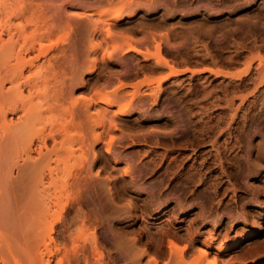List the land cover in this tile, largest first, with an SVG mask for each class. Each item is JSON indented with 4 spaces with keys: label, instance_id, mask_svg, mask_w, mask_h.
I'll list each match as a JSON object with an SVG mask.
<instances>
[{
    "label": "rangeland",
    "instance_id": "1",
    "mask_svg": "<svg viewBox=\"0 0 264 264\" xmlns=\"http://www.w3.org/2000/svg\"><path fill=\"white\" fill-rule=\"evenodd\" d=\"M0 32L41 70L7 122L28 106L55 138L47 194L68 203L33 220L12 191L0 264H264V0H0ZM120 83L113 129L86 100Z\"/></svg>",
    "mask_w": 264,
    "mask_h": 264
},
{
    "label": "bare ground",
    "instance_id": "2",
    "mask_svg": "<svg viewBox=\"0 0 264 264\" xmlns=\"http://www.w3.org/2000/svg\"><path fill=\"white\" fill-rule=\"evenodd\" d=\"M98 11L100 12V10H98ZM103 11L104 10H102V12ZM120 11H117L116 13H114L115 16H111V18L114 17V20L116 22L119 19L121 20V17L118 15V14H120ZM102 12H100L99 14L96 12L95 13L98 16ZM106 12H107V14H109V17H110L111 14L109 13V11H106ZM96 14H94V15H96ZM103 14H105V12H103ZM112 15H113V13H112ZM109 17H105V19H107ZM103 18H102L103 23H101V24L104 25V23H106L105 22L106 20H104ZM107 20H109V19H107ZM98 22H101V21L98 20ZM198 27H199V25H198ZM220 27H222V26H220ZM109 33H110V30H109ZM194 33H196V32H194ZM4 40L5 39L2 37V34L0 32V41H1V44H0V120H1V125H0V243L8 242V238H9V234L6 232L5 229H3L4 228L3 224L6 223L5 222L6 218L4 217V215L7 212H9L10 209H12L11 206L13 203L10 200L11 199L10 194L12 193V191L16 190L17 192L20 193V196L23 197V198L19 197L18 196L19 194L16 192V194H18L17 196L19 199L16 197V204L17 205H15V206H17V208L20 207L21 209H24V207L30 209V213H32V215H33L32 216L33 220L34 219L36 220V218H38V216H37L38 213H40V212L42 213V211H43V213H42L43 219H45V220L50 219L51 220L53 216L55 217V215H53V213H52V216H49V213L51 211H53L52 209L54 208V206L57 207L58 205H60V207L58 206L59 208H62V207L65 208V206H66L65 204H68V203H66L67 201L65 200V198L63 196L60 197L61 195L59 196V194L57 196H59L60 198H63L66 201L65 204H63V205L61 204L64 201L63 199L58 198L56 195H55L56 198L52 199V197H50L51 194H47V190H49L50 188L48 186H46L45 180L48 179L47 185L50 186V185H54V184L57 185L58 184L57 182L59 179L58 177H56L54 175L53 169H50L49 174L46 175V173H45V167L50 166L51 159H52L53 155L59 153V149L57 148L58 143L55 142L56 141L55 138L49 134H44L43 132H40V133L38 131L37 132H33V131L31 132L30 131L29 132V130H31V128L28 129V127H30L29 125H31L33 123V121L31 119L32 113H31L30 109H27L28 106L25 107L26 109L23 108L25 119L24 118L20 119L18 122L11 123V124H8V122H7L8 111H14L15 112V111L19 110L17 102H19V101L21 102L20 98L21 97L23 98L25 96L23 86L26 85L29 88L33 89L34 86H36L37 80L39 78H41V70L39 69V70L31 71L33 74H29L30 76H28V77L25 76L24 70H26L25 69L26 66L31 67L30 66L32 64L31 60H26L25 56L22 54V51H20V49L16 51V49L14 48L15 46H14V44H12V42H8L9 40L7 42H5ZM12 41H13V37H12ZM127 46L129 47V49L131 51H134L135 53L136 52L137 53H143L144 52L143 50H142L143 51L142 52L139 48L137 49V47H134L130 44H128ZM119 47H121V46H119ZM157 48H158V62L170 66L168 61L166 60V58H164L162 55V45L158 43ZM116 55H117V53H116ZM94 69H95V64H92L90 66V70L92 71ZM181 72L182 71L176 70L173 66H171V72L166 77L178 75V73H181ZM32 78L35 81H32ZM30 81H32V82H30ZM75 81L76 80L72 81L73 86H77V85H79V83L82 84V86L85 85V82L83 80H80L79 83H77L78 81H76V82ZM6 82L9 83L8 87H6V85H5ZM127 87L128 86L126 83H120L119 88L115 89L111 93L95 94L94 97H92V99L86 100L87 102H86L85 112H87V113L90 112L91 106L93 103L101 102L105 105V106L101 107V110H103V113L105 112L104 114H107L106 116L109 117L108 119H110V117H111V120H109L110 121L109 125L111 127H113V129L117 128L118 126L116 125L117 123H116L115 118L119 117L120 114L122 116L128 115L130 112L129 108L131 107L130 106L131 103L127 102L123 105H120L119 111L114 112V113L112 112V114H111V110L109 107H111V109H112V107H114L116 105V102L119 100V98L126 97ZM32 89H30V90L33 91ZM141 94H143V93H141ZM138 95H137V93L131 95V97H130L131 100H134V98H138ZM143 95H141V96H143ZM141 96L139 97L140 100H141ZM148 96L153 97V95L152 96L148 95ZM17 100H19V101H17ZM142 100H145V99H143V97H142ZM26 102H27V99H26ZM106 116H104V119L107 118ZM86 119H87V117H86ZM104 121H103V123H104ZM102 127H104V124H102ZM204 128H205V126H204ZM207 129H208V127H207ZM107 131H109V130H107ZM228 133H230V132H228ZM101 138H103V136L101 137V135L95 134L94 135V139H95L94 142L99 143L102 140ZM49 139H52V141H54V144L51 148H48L49 146L46 145L47 141ZM114 139H115L114 136H110V140H108L109 141L107 143L108 152L109 151L112 152V149H115L114 146H112V144H115ZM35 140H40V141L42 140L43 146L38 147L39 149H35L34 148ZM57 156H56V158H57ZM224 156L226 157V155H224ZM263 156H264V154H263ZM223 159H224V157H223ZM262 160H264V159H262ZM258 161H260V160H258ZM116 162H118V161L116 160ZM260 166H262V165H260ZM127 171H129V170H127ZM94 186H96V185H94ZM83 187H85V186H83ZM96 187L98 188V186H96ZM90 192H92V190ZM58 199H60V200H58ZM67 200H68V198H67ZM58 207H57V209H58ZM62 210L64 211L65 209H62ZM39 215H41V214H39ZM50 215H51V213H50ZM21 216H20V218H21ZM46 217H47V219H46ZM39 219H41V218L39 217ZM41 221L43 223V220H41ZM40 223L41 222H39V224ZM23 231H22V233H23ZM34 231H36V228ZM32 236H30L29 239H31ZM22 239H24V238H22ZM169 242L170 243H168V244H171V247L176 245V243L173 240H170ZM176 247H177V245H176ZM176 247H173V248H176ZM227 250H228V248H226V247H222L220 249H217L218 253H222V251H227ZM3 261L5 262V260H3ZM48 261L46 262V264H50V261L49 262ZM59 264H62V261ZM214 264H217V263L214 262Z\"/></svg>",
    "mask_w": 264,
    "mask_h": 264
}]
</instances>
